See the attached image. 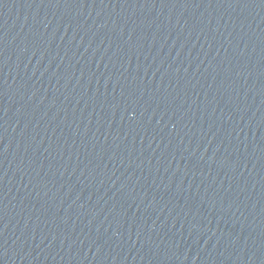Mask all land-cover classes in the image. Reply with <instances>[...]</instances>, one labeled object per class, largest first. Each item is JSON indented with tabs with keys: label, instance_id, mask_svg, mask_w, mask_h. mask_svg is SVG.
Masks as SVG:
<instances>
[{
	"label": "water",
	"instance_id": "1",
	"mask_svg": "<svg viewBox=\"0 0 264 264\" xmlns=\"http://www.w3.org/2000/svg\"><path fill=\"white\" fill-rule=\"evenodd\" d=\"M0 264H264V0H0Z\"/></svg>",
	"mask_w": 264,
	"mask_h": 264
}]
</instances>
